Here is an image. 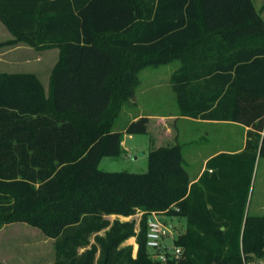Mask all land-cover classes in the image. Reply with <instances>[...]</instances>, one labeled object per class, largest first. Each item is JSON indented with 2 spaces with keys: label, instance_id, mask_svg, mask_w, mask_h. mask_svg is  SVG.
<instances>
[{
  "label": "trees",
  "instance_id": "16d2710c",
  "mask_svg": "<svg viewBox=\"0 0 264 264\" xmlns=\"http://www.w3.org/2000/svg\"><path fill=\"white\" fill-rule=\"evenodd\" d=\"M0 19L14 36L0 46L60 49L48 91L34 73L0 74V227L25 222L55 239V264H162L148 221L168 210L187 220L176 239L184 264L263 255L264 215L248 211L264 155V17L254 0H0ZM176 60L180 115L252 126L245 149L213 156L192 184L180 143L153 147L145 172L101 169L124 152L114 124L140 71ZM149 122L126 132L148 133ZM139 210L134 256L124 243L135 222L109 216Z\"/></svg>",
  "mask_w": 264,
  "mask_h": 264
},
{
  "label": "rangeland",
  "instance_id": "374dc122",
  "mask_svg": "<svg viewBox=\"0 0 264 264\" xmlns=\"http://www.w3.org/2000/svg\"><path fill=\"white\" fill-rule=\"evenodd\" d=\"M256 6L261 8L264 4V0H254ZM25 44V45H24ZM26 43L20 44L19 49L17 50L18 55H25L34 47L28 45L30 50H27ZM30 46V47H29ZM36 49V48H35ZM40 50V49H36ZM59 48L51 47L42 49V51H47L48 62L46 65H42L40 68L43 70L46 68L48 71L58 60L59 57ZM24 57V56H23ZM32 61L34 67L36 60H28L29 63ZM181 62L176 60L166 65L161 66H149L140 71L139 77L140 82L136 90L140 87L147 88L145 93H142L138 98L139 103L134 104L131 100L127 103H130L129 106H124L121 109L119 115L116 118L114 129L124 126L127 123V120L131 118L133 113H137L140 110L146 112H158V113H170L172 112L175 115H178L180 112V107L177 101L176 92L173 90L170 84V77L173 72L179 68ZM39 67V66H38ZM24 69V68H23ZM141 83V85H140ZM143 83V85H142ZM187 122L181 118H174L167 123L170 126V134H166L163 129L164 123H151L150 133L145 134H130L131 142L133 144V151L125 155L124 151L118 157L106 156L104 157L99 167L107 171H130V172H145L149 167V153L151 151V146L156 140L158 144H166L167 137H170V142L174 143L178 136L183 138V133L186 130ZM192 130L198 131V139L194 142L191 147L201 148V150H207L209 147L216 142L217 130L212 127L206 126H194ZM211 132L210 135L206 133ZM254 141H259L258 137L253 138ZM172 140V141H171ZM250 138L247 139V142ZM211 143V144H210ZM209 144V146H207ZM232 144H235L234 142ZM185 147V161L186 166L196 167L198 162H194L187 155ZM189 149V148H188ZM144 152V153H143ZM235 154V153H228ZM259 158V157H258ZM258 161V160H257ZM263 161V160H261ZM264 163V162H263ZM196 164V165H194ZM257 170V169H256ZM256 172V171H255ZM254 179L252 187L254 185ZM253 189L251 190L252 193ZM259 191L257 186L255 193ZM251 195V194H250ZM143 211H138L137 214L130 217H117L114 215L109 216V218L114 221L116 218L121 219L122 221H134L135 222V231L136 234L130 237L124 245L131 246L133 255L136 256L138 252L139 245L136 247L135 244H138L137 235L141 229V223L144 217ZM169 220L174 223L175 235L178 236L180 233H183L187 229V220L183 217H170ZM105 230H102L98 234H104ZM97 233H94L90 237V245L95 243V236ZM56 240L53 238L47 237L40 229L33 227L25 222H16L10 224H3L0 227V262L2 264H55L56 260V249H55ZM84 248L81 249L83 251Z\"/></svg>",
  "mask_w": 264,
  "mask_h": 264
},
{
  "label": "crops",
  "instance_id": "0c3cea01",
  "mask_svg": "<svg viewBox=\"0 0 264 264\" xmlns=\"http://www.w3.org/2000/svg\"><path fill=\"white\" fill-rule=\"evenodd\" d=\"M256 8L261 12L262 16L264 17V4L261 8H258L257 6ZM13 38H14L13 34L0 19V43L6 42ZM20 44H22V42L12 45L9 44V45L0 46V74L1 73H34L40 78L46 91H48L51 74L56 63L59 60L60 55L58 57L57 62L52 67H50L48 71L46 70V68L42 70L40 67L42 65H46L48 62L47 51L36 50L35 48L30 50L27 45V48L25 49L30 51H28V53H25V55H18L17 50L19 49ZM59 54H60V50H59ZM32 59L36 60L35 62L39 63V65L35 64L33 67L32 61H30L29 63L27 62L28 60H32ZM171 77L169 78L170 81H171ZM170 84L173 88L172 82H170ZM146 89L147 88H141V87L140 89L138 88L135 92L134 97L131 98V101L134 102V104H136L137 102L139 103L138 98L142 93L146 92ZM126 105L129 106L131 104L126 102L124 106ZM142 116H148L150 118L149 131H148L149 133H150V125L153 122L164 123L165 127L163 125V129L165 130V133L170 134L171 129L170 126L167 125V123L174 118L184 119L188 124L186 130L182 134L184 138L183 141L182 138L178 136L176 141H174V143H171L169 141L170 137L168 136L166 139L167 140L166 144H158L157 141L155 140L151 146L152 149L153 147L180 143L181 145H183L184 156L186 154L185 147L187 148V146H192L194 142L198 139V137H200V135H198V131L192 130L194 126L196 125L197 126L202 125L206 127L212 126L218 131L216 136V142L211 146V148L209 147L207 150H201L202 147L194 148V149H192L191 147H188L189 149L187 148V151H189L187 155L191 158L193 163L198 162V165L196 167L193 166H190V168L187 167L189 171V178L191 184L198 181V179L202 176L204 171L207 169V163L209 159L212 158L213 156L220 153L236 154L242 152L247 145V139L251 138L250 132L254 131V128L252 126H247L245 124L232 120L205 119L202 117L194 118L189 116H182L180 115V112L178 115H175L172 112L158 113V112H146L144 110L143 111L140 110L137 113H133L131 118L127 120V123L124 126L115 128V130L124 131L125 133L122 142L124 151H126L124 152L125 155H128L129 152L131 153L133 151V144L130 139L131 135L126 132L127 125L129 122L133 120H137ZM206 134L210 135L211 132L207 131ZM260 134L261 136H263L264 130L260 132ZM233 142L235 144H232ZM207 146H209V144ZM263 162H264V155L258 158L256 164L257 170L255 172V180H254V185L252 187L253 191L250 195L249 207H248L249 212L260 215H264V163ZM257 186L259 187V191L255 193V189ZM114 216L124 217L121 215H114Z\"/></svg>",
  "mask_w": 264,
  "mask_h": 264
},
{
  "label": "built area",
  "instance_id": "2783aa9c",
  "mask_svg": "<svg viewBox=\"0 0 264 264\" xmlns=\"http://www.w3.org/2000/svg\"><path fill=\"white\" fill-rule=\"evenodd\" d=\"M149 215L147 246L152 259L162 264H184L185 248L176 244L175 225L169 220L168 210L152 211ZM242 264H264V253L251 260L244 258Z\"/></svg>",
  "mask_w": 264,
  "mask_h": 264
}]
</instances>
